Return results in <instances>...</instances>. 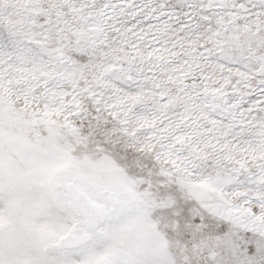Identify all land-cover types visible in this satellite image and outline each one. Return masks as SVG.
Returning a JSON list of instances; mask_svg holds the SVG:
<instances>
[{
	"label": "snow or ice",
	"instance_id": "snow-or-ice-1",
	"mask_svg": "<svg viewBox=\"0 0 264 264\" xmlns=\"http://www.w3.org/2000/svg\"><path fill=\"white\" fill-rule=\"evenodd\" d=\"M0 264H264V0H0Z\"/></svg>",
	"mask_w": 264,
	"mask_h": 264
}]
</instances>
